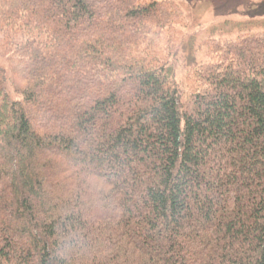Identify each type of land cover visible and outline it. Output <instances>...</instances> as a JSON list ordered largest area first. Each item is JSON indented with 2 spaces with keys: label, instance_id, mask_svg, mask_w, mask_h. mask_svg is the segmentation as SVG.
<instances>
[{
  "label": "trees",
  "instance_id": "trees-1",
  "mask_svg": "<svg viewBox=\"0 0 264 264\" xmlns=\"http://www.w3.org/2000/svg\"><path fill=\"white\" fill-rule=\"evenodd\" d=\"M183 18L0 0V264H264V30L181 79Z\"/></svg>",
  "mask_w": 264,
  "mask_h": 264
},
{
  "label": "rangeland",
  "instance_id": "rangeland-1",
  "mask_svg": "<svg viewBox=\"0 0 264 264\" xmlns=\"http://www.w3.org/2000/svg\"><path fill=\"white\" fill-rule=\"evenodd\" d=\"M176 1L184 12L173 36L174 45L180 49L176 71L181 79L205 59L204 42L208 39L227 40L243 32L264 30V0Z\"/></svg>",
  "mask_w": 264,
  "mask_h": 264
}]
</instances>
